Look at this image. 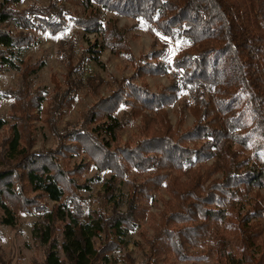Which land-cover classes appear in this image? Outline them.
I'll use <instances>...</instances> for the list:
<instances>
[{
    "label": "trees",
    "instance_id": "16d2710c",
    "mask_svg": "<svg viewBox=\"0 0 264 264\" xmlns=\"http://www.w3.org/2000/svg\"><path fill=\"white\" fill-rule=\"evenodd\" d=\"M20 1L0 7V72L18 71L21 78L17 91L0 95L13 99L17 109L12 124L0 119L1 224L14 227L24 214H46V228L37 230L47 246L44 264H109L138 227L147 252L139 263L124 255L125 264H206L214 257L220 264H228V257L264 264V0H51L24 11L17 8ZM102 12L146 28L153 48L136 58L127 31L117 19L104 22ZM70 23L102 32L132 70L130 77L112 80L109 96L99 95L105 81L90 67V54L98 51L77 52L75 37L66 35ZM65 32L68 41L62 40L59 54L67 74L46 110L48 94L32 90V77L45 62L17 56L38 43L37 33ZM148 76H165L169 85L152 91ZM84 88L96 102L78 123L60 130L57 120ZM177 103L182 106L173 125L169 109ZM185 109L194 118L186 128ZM41 110L58 144L31 151L24 145L29 120ZM131 121H140V138L119 146L120 132ZM82 155L90 162L69 166ZM92 167L111 174L102 195L110 213L94 211L87 222L75 198L101 180L79 182ZM119 180L129 186L125 211L115 194ZM163 189L169 199L161 198L155 214L149 204ZM245 199L240 214L236 207ZM233 242L237 248L229 254L223 246Z\"/></svg>",
    "mask_w": 264,
    "mask_h": 264
},
{
    "label": "rangeland",
    "instance_id": "374dc122",
    "mask_svg": "<svg viewBox=\"0 0 264 264\" xmlns=\"http://www.w3.org/2000/svg\"><path fill=\"white\" fill-rule=\"evenodd\" d=\"M6 0H0V7L2 3ZM86 1V0H85ZM51 0H21L18 9L24 11L29 6L41 4L44 6L49 5ZM63 5V2H59V5ZM67 7L76 12L77 15L82 18L85 16L83 9L74 7L69 4ZM97 9L96 6H94ZM101 18L104 22L113 21L112 19H117V27L127 31L126 41L132 49L134 56L137 58L140 54L147 53L153 47L154 38L150 36L147 29L144 27L135 28V23L132 20L126 18H117L112 14L102 12ZM3 27V26H2ZM7 30L15 31V28L9 27ZM68 35L65 33H60L59 35L42 34L37 33L38 43L32 45L26 50H22L18 54V59L23 61H30L31 64H35L37 61H44L45 67L35 76L32 77V90L41 89L44 95H47V102L44 103V109H48L49 100L55 95L56 85L58 83H64V77L67 74V70L61 62V56L59 54V49L62 40H67L64 34L69 38L75 37L76 51L79 49H91L97 50L98 53H91L90 56L94 58L90 67L94 72H96L105 83L101 85L98 93L102 97H107L113 91L114 86L112 85V80L116 78L120 80L123 77H130L132 75V70L123 59L114 53L115 46L102 32H90L87 33L85 30L80 29L70 23V28L67 30ZM68 41V40H67ZM19 63V62H18ZM56 77L54 79L53 77ZM146 82L150 86L152 91H157L162 87L169 85V80L167 77H150L148 76ZM21 86V78L18 71H7L0 72V95L3 93H12L17 91ZM88 88L82 89L78 95L77 101L74 103L71 110L67 112L63 119H58L59 129L63 130L69 128L70 125L78 123L81 119L83 113L88 112L94 103L96 102L95 96H93ZM182 104L177 103L173 108L169 109L170 118L173 125L177 123V112ZM14 100L6 99L0 97V119H3L7 123H13L11 115L17 113V109L14 108ZM46 109V110H47ZM46 110H41L39 112H33L31 115L34 117L29 120L30 130L27 136V141L24 145H27L31 151H43V150H54L57 147L58 140L50 130V125L48 121V116ZM185 112V128L193 124L194 118L188 109ZM122 112L118 116H121ZM36 116V117H35ZM140 121H131L128 127L122 132H120V140L118 142L119 146H125L127 142L136 143L140 134L138 133V128L140 126ZM9 126H7L8 128ZM4 131V130H3ZM2 131V132H3ZM85 160V162H84ZM90 159L86 158L85 155L81 157H76L71 160L69 166L73 167L82 163H89ZM63 164V163H62ZM101 178V180L95 179L90 182V191L80 192L82 198L76 197V202L81 206L84 212V220L87 222L91 221V214L97 210H103L106 213H110V204L102 198V195L107 191V182L111 180V174L108 172H99L95 167L85 174L83 179H79L82 183L85 180H91L95 177ZM222 177V176H220ZM116 199L122 200L121 210H126L127 198L129 193V186L122 181H117L114 184ZM264 195V192H263ZM78 196V195H77ZM169 199V194L166 190H162L160 193L155 195V200L158 205L153 201L149 204L151 206V212L158 214L162 208L161 198ZM246 199L242 203L238 204L236 207L240 214L243 213L244 208H247ZM261 205L263 210V217L261 221L264 223V200ZM52 203L50 202V209ZM250 208V207H249ZM248 208V209H249ZM46 214H24L19 219L14 227H7L0 222V264H44L45 253L47 251V246L40 243L38 239L39 229H45L46 223L44 221ZM260 221V220H259ZM146 234L148 237L153 235V229L146 223L144 224ZM38 230V231H37ZM62 231V230H61ZM58 233V239L61 243L63 241L62 232ZM141 228L133 233L127 235L124 240V248L112 256H110L109 264H125L123 256L130 253L131 256L137 261L141 262L143 255L147 252V247L142 239V234L139 232ZM96 246L98 247V241L95 240ZM142 246V248H140ZM225 250L229 253H235L237 248V243H229L223 246ZM222 251V250H221ZM57 253L62 262H65V255L61 248H58ZM206 264H220V262L215 260ZM163 264V263H161ZM184 264V263H179ZM228 264H241L238 260H232L228 257Z\"/></svg>",
    "mask_w": 264,
    "mask_h": 264
}]
</instances>
